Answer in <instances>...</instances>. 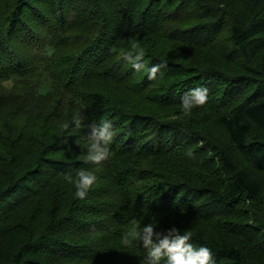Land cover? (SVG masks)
Wrapping results in <instances>:
<instances>
[{
    "label": "trees",
    "instance_id": "1",
    "mask_svg": "<svg viewBox=\"0 0 264 264\" xmlns=\"http://www.w3.org/2000/svg\"><path fill=\"white\" fill-rule=\"evenodd\" d=\"M132 38L167 62L158 85L120 59ZM6 77L0 264H141L118 245L133 216L193 231L217 264H264V0H0ZM76 111L120 129L102 167L62 128ZM80 167L99 176L83 201L65 180Z\"/></svg>",
    "mask_w": 264,
    "mask_h": 264
},
{
    "label": "clouds",
    "instance_id": "2",
    "mask_svg": "<svg viewBox=\"0 0 264 264\" xmlns=\"http://www.w3.org/2000/svg\"><path fill=\"white\" fill-rule=\"evenodd\" d=\"M146 53L143 41L132 38L128 41V47L121 51L120 59L128 64L134 73L146 76L147 80L154 82L153 86H156L166 75L162 69L167 68V62L152 63ZM13 83L12 77L0 78V88H9ZM208 100V87L201 85L192 88L179 97L180 113L188 116L194 109L204 106ZM178 118L177 115L171 117L174 120ZM62 128L66 132L80 135L77 143H83L86 149L80 158L86 164L102 167L103 162L108 161L114 154L111 145L120 129L110 115L89 122L83 112L76 111L62 124ZM82 129L86 131L81 132ZM97 170L80 167L74 174L65 175L67 183L74 187L75 199L83 201L87 198L99 181ZM156 198L154 196L152 199ZM158 224L159 221L154 216L147 219V222L143 216H133L129 221V228L119 237V247L122 250L142 248L141 264H217L213 250L206 244L195 242L193 231L181 230L175 226L158 230Z\"/></svg>",
    "mask_w": 264,
    "mask_h": 264
},
{
    "label": "rangeland",
    "instance_id": "3",
    "mask_svg": "<svg viewBox=\"0 0 264 264\" xmlns=\"http://www.w3.org/2000/svg\"><path fill=\"white\" fill-rule=\"evenodd\" d=\"M178 59H180V60H182V61H184L183 59H185L187 62L190 61L189 58H182L181 56H179ZM199 67H201V66H199ZM9 88H10V87H9ZM216 135H217V136H220L222 139H221V140H218V139H216V137H215L214 135H212V138H213V139L211 138V141L223 146V144L226 143V140H223V137L221 136L220 133L216 132ZM3 148H4V147H3ZM4 149H5V148H4ZM3 151H7V149L2 150L1 153H2ZM254 178H255L256 180H258L259 182H263L262 177L259 176V175H255Z\"/></svg>",
    "mask_w": 264,
    "mask_h": 264
},
{
    "label": "bare ground",
    "instance_id": "4",
    "mask_svg": "<svg viewBox=\"0 0 264 264\" xmlns=\"http://www.w3.org/2000/svg\"><path fill=\"white\" fill-rule=\"evenodd\" d=\"M239 56H240V55H239ZM117 69H118V68H116V70H117ZM120 71H121V70H120ZM120 71H119V73H120ZM115 72H118V71H115ZM119 73H118V74H119ZM115 74H116V73H115ZM118 74H116V75H118ZM29 216H30V215H29ZM29 218H30V217H29ZM222 264H223V263H222Z\"/></svg>",
    "mask_w": 264,
    "mask_h": 264
}]
</instances>
